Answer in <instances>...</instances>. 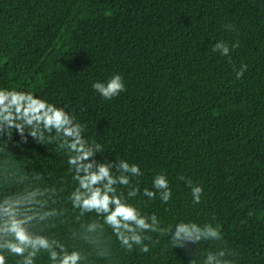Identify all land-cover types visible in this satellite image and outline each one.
Instances as JSON below:
<instances>
[{"label":"trees","instance_id":"obj_1","mask_svg":"<svg viewBox=\"0 0 264 264\" xmlns=\"http://www.w3.org/2000/svg\"><path fill=\"white\" fill-rule=\"evenodd\" d=\"M219 41L229 45L228 56L213 52ZM241 65L247 70L237 79ZM116 74L126 90L105 100L92 84ZM0 89L74 115L84 138L102 147L96 160L139 165L133 183L141 192L166 175L167 204L158 196L128 201L155 213L161 227L210 223L238 253L228 257L232 264H264V0H0ZM8 151L13 163L24 158L25 171L64 189L60 206L68 215L52 234L71 244L76 225L67 195L76 185L67 155L16 133ZM181 176L203 188L199 204ZM148 235L159 239L149 253L128 252L107 229L111 264H189L195 251L202 264L221 243L173 248L170 237Z\"/></svg>","mask_w":264,"mask_h":264},{"label":"clouds","instance_id":"obj_2","mask_svg":"<svg viewBox=\"0 0 264 264\" xmlns=\"http://www.w3.org/2000/svg\"><path fill=\"white\" fill-rule=\"evenodd\" d=\"M236 47L238 42L231 45ZM212 50L222 56L230 54L229 45L223 41L217 42ZM246 70L247 65H241L236 78L241 79ZM92 88L105 100L126 90L118 74L106 82H94ZM84 131L85 126L64 108L30 93L0 89V142L4 145L0 148V264H8L9 258H14V264H37L41 256L47 257L48 264H94V260L111 264L113 251L107 229L128 252L139 249L141 253H149V244H158L159 239L148 233L170 237L173 248L221 242L217 243L216 251L206 253L202 264H232L228 257L238 253L223 246L222 234L212 224L181 221L161 227L155 213L144 215L129 203L138 196L148 200L158 196L167 204L172 192L166 175L157 174L153 178V190L144 188L141 192L138 182L133 183L142 175L139 165L126 160L99 162L95 156L102 147L94 141L90 144L84 138ZM14 133L24 143L31 137L38 144L55 145L57 152L67 155L69 172L76 185L67 195L76 225L69 231L71 244L52 234L53 229L65 224L68 215L69 210L60 206L64 189L46 185L42 172L25 171L28 166L23 163L24 158L15 157L13 163L8 142ZM180 179L190 188L193 204H199L203 188L193 185L190 178ZM118 188L127 189L126 196ZM90 214L94 218L86 219ZM194 256L189 264H197L196 251Z\"/></svg>","mask_w":264,"mask_h":264}]
</instances>
